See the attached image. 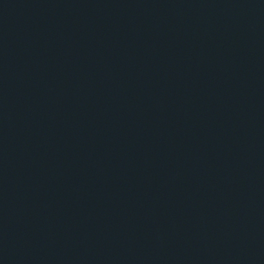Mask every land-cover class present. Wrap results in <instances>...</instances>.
Returning <instances> with one entry per match:
<instances>
[{
	"label": "water",
	"instance_id": "obj_1",
	"mask_svg": "<svg viewBox=\"0 0 264 264\" xmlns=\"http://www.w3.org/2000/svg\"><path fill=\"white\" fill-rule=\"evenodd\" d=\"M0 264H264V0H0Z\"/></svg>",
	"mask_w": 264,
	"mask_h": 264
}]
</instances>
